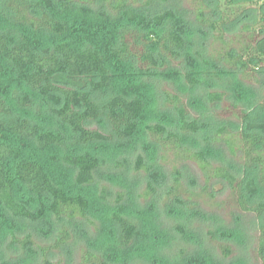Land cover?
<instances>
[{"label": "trees", "instance_id": "obj_1", "mask_svg": "<svg viewBox=\"0 0 264 264\" xmlns=\"http://www.w3.org/2000/svg\"><path fill=\"white\" fill-rule=\"evenodd\" d=\"M138 2L0 0V224L9 217L44 226L53 225L56 220L59 226L54 243L49 248H40L44 256L52 254L53 248L69 244L72 235L64 222H72L76 217L87 221L89 208L82 193L69 191L50 170L49 150L61 146L65 136L84 145L133 138L141 129L140 121L147 109L143 95L146 84L164 72L166 76L178 74L170 67L173 58L182 54L189 58L186 41L177 27L167 29L163 25L166 18L174 19V15L168 12L147 15L137 6ZM203 2L197 19L224 45L225 52L218 59L246 80H257L264 69V15L255 24L244 25L241 33L231 40L236 48H231L223 32L231 21L228 12L235 1L225 0L226 11L217 19L207 17ZM249 2L261 6L264 0ZM147 4L151 5V1ZM164 67L167 70L160 72ZM9 74L12 79H6ZM187 79L192 85L198 83L190 74ZM101 95L106 96L99 99ZM165 98L178 115L177 127L147 125L146 137H154L159 151L171 150L175 163L195 162L207 184L214 179L224 180L236 198L237 207L244 214L262 219L264 130L254 128L252 122L264 114V94L251 110L227 105L230 118L222 120L211 138V143L222 145L234 158H239L235 169L214 165L206 151L194 150L185 143L189 135L200 131L199 121L190 119L187 105L179 95L165 92ZM223 99L221 93L209 95L214 104ZM40 100L64 131L48 130L37 116L30 115ZM94 122H104L107 132L88 129V124ZM62 163L74 170L77 186L92 184L101 166L100 158L90 152L65 154ZM138 166L146 167L140 157ZM181 176L179 169L174 170L169 191L179 202ZM21 188L37 198L35 206L19 196ZM202 193L214 196L208 186ZM196 195L191 193V198ZM113 219L118 224L120 247H129L136 223L118 212ZM11 228L13 245L21 243L23 250L32 251V236L20 241ZM259 229L257 256L264 264V223ZM80 257V264H110L107 258L90 249L83 250ZM46 263L52 264L49 260ZM0 264L14 263L2 260ZM17 264L28 262L24 259Z\"/></svg>", "mask_w": 264, "mask_h": 264}, {"label": "rangeland", "instance_id": "obj_2", "mask_svg": "<svg viewBox=\"0 0 264 264\" xmlns=\"http://www.w3.org/2000/svg\"><path fill=\"white\" fill-rule=\"evenodd\" d=\"M234 1L235 5L228 12L231 21L223 32L231 48H236L231 40L241 33L244 25L255 24L264 15V3L260 6L250 4L249 0ZM201 2L210 19H217L226 11L225 0H139L137 6L147 15L167 12L174 15V19L166 18L163 25L167 29L177 27L186 41L189 58L184 54L173 58L170 67L178 74L166 76L164 72L146 84L143 95L147 109L140 121L141 129L133 138L84 145L65 136L61 146L49 150L47 162L56 178L69 191L82 193L88 199V220L76 217L72 222H64L72 235L69 244L61 249L53 248L52 254L44 256L40 248L51 247L59 223L55 220L53 225L44 226L9 217L0 224V262L17 264L26 259L28 264H47L46 260L52 264H80L81 252L90 249L103 255L110 264H261L257 250L261 237L259 226L264 223V217L244 214L224 180L214 179L207 184L195 162L175 163L171 150L159 151L153 143L154 137L144 134L147 125L161 123L169 129L177 127L178 115L165 98V92H170L181 97L190 119L198 120L201 127L198 133L189 135L185 143L194 150L206 151L214 165L224 164L234 169L238 165L239 158H234L222 145L211 143V138L222 120L230 118L227 105L236 104L246 110L258 105L264 94V69L257 80H246L236 69L218 59L225 47L207 27L200 25L197 12ZM188 74L198 83L188 82ZM6 79L12 76L9 74ZM213 92L223 94L224 99L211 103L209 95ZM261 114L252 124L264 130V114ZM30 115L37 116L48 130L64 131L41 100L36 102ZM88 129L108 130L104 122L90 123ZM84 152L100 158L101 166L92 184L77 186L74 170L62 163V157ZM139 157L145 168H139ZM176 169L182 174L181 202L169 192ZM206 186L213 197L202 193ZM191 193L197 195L191 198ZM18 194L32 206L38 202L24 188ZM115 212L136 223L134 239L127 248L118 243ZM10 227L20 241L32 236V251L23 250L21 243L13 245ZM52 229L55 232L49 231Z\"/></svg>", "mask_w": 264, "mask_h": 264}]
</instances>
